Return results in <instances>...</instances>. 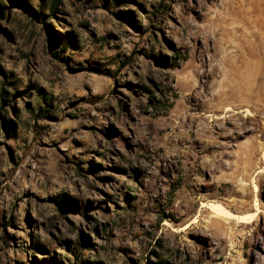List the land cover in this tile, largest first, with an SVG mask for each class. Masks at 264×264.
<instances>
[{"label":"rangeland","instance_id":"1","mask_svg":"<svg viewBox=\"0 0 264 264\" xmlns=\"http://www.w3.org/2000/svg\"><path fill=\"white\" fill-rule=\"evenodd\" d=\"M55 1L0 0V264H264V30L234 68L230 0Z\"/></svg>","mask_w":264,"mask_h":264},{"label":"bare ground","instance_id":"2","mask_svg":"<svg viewBox=\"0 0 264 264\" xmlns=\"http://www.w3.org/2000/svg\"><path fill=\"white\" fill-rule=\"evenodd\" d=\"M246 1V4H244ZM233 4L238 5L234 7ZM246 6H250L251 17L246 19L243 14H247ZM264 4L258 0H230L225 3V12L217 15V18L213 20L214 28L218 30V33L223 37L224 43H228L231 47L232 53L225 57L223 64H232L234 68L238 63H241L244 56L240 55L241 44H237L236 40H241L242 36L238 34L240 28L237 27V23L242 20H246L248 26L253 30V33L256 34V28L259 26L261 30H264V20L261 18L264 14ZM239 8H242L241 10ZM230 13H236L237 18H231ZM240 16V17H239ZM257 26V27H256ZM228 48V47H227ZM225 51L223 52V55ZM226 55V54H225ZM224 55V56H225ZM208 209L211 211L213 218L216 220H225L228 222H237L240 224H252L258 220L262 210L258 208L254 213L247 214H234L231 211H228L223 204L220 203H210L209 205L203 204L202 209ZM202 212V211H201ZM200 212V213H201ZM201 214H198L193 218L185 227V229L190 230L192 227L200 222ZM194 228V227H193ZM186 230V231H187Z\"/></svg>","mask_w":264,"mask_h":264},{"label":"trees","instance_id":"3","mask_svg":"<svg viewBox=\"0 0 264 264\" xmlns=\"http://www.w3.org/2000/svg\"><path fill=\"white\" fill-rule=\"evenodd\" d=\"M57 5H58V0H56V1L53 3L52 7H51V11H52L53 13H54V11L56 10ZM3 7H5V6H3Z\"/></svg>","mask_w":264,"mask_h":264}]
</instances>
